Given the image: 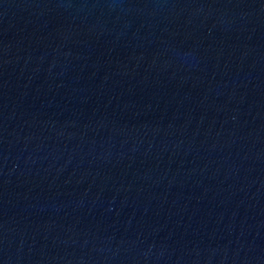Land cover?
I'll return each instance as SVG.
<instances>
[{"label":"water","instance_id":"1","mask_svg":"<svg viewBox=\"0 0 264 264\" xmlns=\"http://www.w3.org/2000/svg\"><path fill=\"white\" fill-rule=\"evenodd\" d=\"M0 264H264V0H0Z\"/></svg>","mask_w":264,"mask_h":264}]
</instances>
